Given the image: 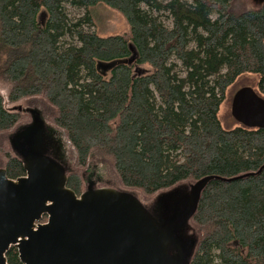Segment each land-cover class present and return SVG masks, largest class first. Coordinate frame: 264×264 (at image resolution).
Listing matches in <instances>:
<instances>
[{"label":"trees","instance_id":"obj_1","mask_svg":"<svg viewBox=\"0 0 264 264\" xmlns=\"http://www.w3.org/2000/svg\"><path fill=\"white\" fill-rule=\"evenodd\" d=\"M233 1L0 0V78L9 100L41 97L54 107L51 120L76 166L91 156L109 161L123 187L146 194L209 177L189 217L202 231L189 264H264V129L224 126L219 114L243 75L257 76L264 98V1L239 13ZM99 3L123 15L128 36L84 28ZM66 4L90 13L72 20ZM129 44L130 63L97 67L129 58ZM21 115L0 94V132ZM0 153L8 178L25 174L18 154ZM64 171L80 195L82 175ZM5 257L23 264L14 246Z\"/></svg>","mask_w":264,"mask_h":264},{"label":"water","instance_id":"obj_2","mask_svg":"<svg viewBox=\"0 0 264 264\" xmlns=\"http://www.w3.org/2000/svg\"><path fill=\"white\" fill-rule=\"evenodd\" d=\"M44 15L42 11L40 23ZM129 48V58L98 62L97 67L105 72L130 63L136 50L131 44ZM230 113L246 127L264 129V98L250 86L234 92ZM36 145L32 141L25 151L29 158L18 154L25 175L10 179L0 167V264H7L5 253L11 246L23 264H189L171 231L191 216L209 177L196 182L203 185L190 210L158 222L131 192L102 187L76 195L66 186L63 167L36 156Z\"/></svg>","mask_w":264,"mask_h":264},{"label":"rangeland","instance_id":"obj_3","mask_svg":"<svg viewBox=\"0 0 264 264\" xmlns=\"http://www.w3.org/2000/svg\"><path fill=\"white\" fill-rule=\"evenodd\" d=\"M264 0H234L231 4L235 13L244 12L257 8ZM69 18L76 20L90 13L85 8H75L65 5ZM94 24L85 25L87 30H96L102 36L129 34V26L123 15L112 7L104 3L97 4L91 10ZM216 15L213 14V17ZM44 20V17L43 19ZM65 39H69L66 37ZM256 75H243L227 91V96L220 108V118L224 126L237 124L231 116L229 99H232L234 92L242 86L256 88ZM10 85L0 78V94L4 99V104L9 110H19L22 115L20 121L11 130L0 132V148H5L13 154H19L29 158L32 141L40 143L34 148V154L47 158L59 164L68 173L76 171L82 175L83 191L86 189L111 187L120 191L131 192L141 201L147 210L158 222H167L182 217L193 205L195 194L199 193L203 184L193 181L180 183L170 189L146 194L142 191H132L123 187L109 161H103L91 156L87 164L82 167L75 165V152L72 145L67 140L64 131L55 126L51 116L55 113V108L47 104L41 97L21 98L17 101L9 100ZM42 142V143H41ZM38 150V151H37ZM62 161V164L61 162ZM4 164V157L0 153V166ZM170 215L168 217V213ZM168 217V218H167ZM44 223V222H43ZM171 231L173 237L183 244L184 254L190 257L196 239L202 231L199 230L190 218L177 223Z\"/></svg>","mask_w":264,"mask_h":264},{"label":"flooded vegetation","instance_id":"obj_4","mask_svg":"<svg viewBox=\"0 0 264 264\" xmlns=\"http://www.w3.org/2000/svg\"><path fill=\"white\" fill-rule=\"evenodd\" d=\"M24 175H25V174H24ZM45 221H46V219H45L44 221H43V219H42V221H41V222L43 223V222H45Z\"/></svg>","mask_w":264,"mask_h":264}]
</instances>
